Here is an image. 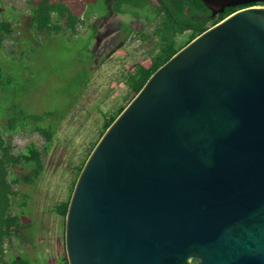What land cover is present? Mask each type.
Segmentation results:
<instances>
[{
	"label": "water",
	"instance_id": "obj_1",
	"mask_svg": "<svg viewBox=\"0 0 264 264\" xmlns=\"http://www.w3.org/2000/svg\"><path fill=\"white\" fill-rule=\"evenodd\" d=\"M201 1L213 16L264 3ZM65 251L69 264H264V6L189 42L107 128Z\"/></svg>",
	"mask_w": 264,
	"mask_h": 264
},
{
	"label": "rangeland",
	"instance_id": "obj_2",
	"mask_svg": "<svg viewBox=\"0 0 264 264\" xmlns=\"http://www.w3.org/2000/svg\"><path fill=\"white\" fill-rule=\"evenodd\" d=\"M62 1L80 17L87 9L83 0ZM102 3L92 0L90 4L105 13L107 8ZM30 8L29 0H0V20L9 19L16 30L14 39L5 42L0 55L4 59L13 49L20 52L28 49V54L13 64L19 76L17 92L9 97L4 89H0V101L8 105L10 100H16L34 113L57 111L59 114H66L75 101L80 102L60 123L55 142L44 157L45 171L36 187L19 184L13 188L16 192L12 196L15 212L33 226L32 242L22 245L15 240L14 250L48 259L47 262L42 259L38 264H57L65 251L62 220L52 208L68 198L72 168L80 163L87 148L97 139L103 124L101 111L114 107L125 94L123 72L134 69L137 64L148 66L151 60L145 42L132 41L122 32L126 23L131 28L142 27V22L135 17H110L105 22H109L114 31L102 36L99 44H94L89 30H81L72 38H68L66 31L57 37L38 36L28 28ZM94 19V16L90 17L89 22L93 23ZM80 74V80H76ZM87 75L91 80L86 86L83 79ZM54 120L55 117L46 119L49 122ZM3 123L0 120V124ZM32 142L41 147L43 138L38 134L16 133L15 150L25 149ZM24 172L23 167L13 168L15 177Z\"/></svg>",
	"mask_w": 264,
	"mask_h": 264
},
{
	"label": "trees",
	"instance_id": "obj_3",
	"mask_svg": "<svg viewBox=\"0 0 264 264\" xmlns=\"http://www.w3.org/2000/svg\"><path fill=\"white\" fill-rule=\"evenodd\" d=\"M86 11L83 16H78L62 0H29L31 4L29 12L28 28L31 32L44 38L45 36H60L65 31L69 37L79 35L81 30L92 32L91 39L94 43V35L97 32L98 23L113 13L135 17L142 22L140 29L131 28L125 24L122 32L126 33L130 40L145 42L149 49L147 54L151 60L150 65L137 64L134 69L123 72L125 94L118 104L107 111H101L103 124L98 130L97 139L87 148L84 158L72 168L70 192L66 200L54 204L52 212L62 220V242L65 251V222L71 199V195L79 174L88 159L90 153L114 122L125 109L135 95L143 88L151 75L174 54L186 46L201 33L224 20L232 13L247 7L264 5L256 2L246 5L229 7L224 13L212 15L211 10L201 0H100L107 9L105 13L95 10L92 0H83ZM94 16V22L90 23V17ZM16 16H14L15 18ZM16 30L9 19L0 20V52L5 47L7 40H13ZM92 43V44H93ZM21 51V50H20ZM11 50L10 55L4 59L0 55V89H4L11 97L17 92L18 71L13 64L19 58L28 54V49L20 52ZM10 60V62H8ZM10 64V65H9ZM90 68V67H89ZM87 74V71H85ZM84 74V75H85ZM79 78L76 80H80ZM91 80L88 75L83 79L87 86ZM79 82V81H78ZM80 101H75L71 109ZM0 101V264H38L48 259L39 256L33 257L26 251H15L14 241L20 244L31 241L33 238V226L26 223L22 216L15 212L12 206V196L15 185L26 184L35 188L45 171V156L50 152L60 123L67 117L57 111L34 113L28 110L19 101L10 100L8 105ZM55 117L54 121H46ZM38 134L43 138L40 147L32 142L25 149L15 150L14 137L16 133ZM72 164V163H71ZM14 167H23L25 172L15 177ZM32 242V241H31ZM198 260L195 259L194 263ZM57 264H69L66 251L58 258Z\"/></svg>",
	"mask_w": 264,
	"mask_h": 264
},
{
	"label": "flooded vegetation",
	"instance_id": "obj_4",
	"mask_svg": "<svg viewBox=\"0 0 264 264\" xmlns=\"http://www.w3.org/2000/svg\"><path fill=\"white\" fill-rule=\"evenodd\" d=\"M257 6H264V5H257ZM117 14L113 13L111 16L105 17L100 21V23L97 25V32L94 35V44H99L100 38L108 36L111 32L114 31V29H111V26H109V22H105L107 19H109L112 16H115ZM108 24V25H107ZM107 25V26H106ZM113 30V31H112ZM93 44V46H94ZM198 262V261H197ZM196 262V263H197Z\"/></svg>",
	"mask_w": 264,
	"mask_h": 264
}]
</instances>
